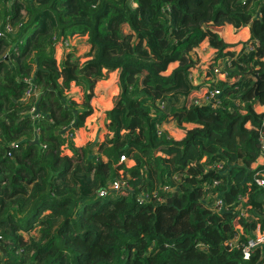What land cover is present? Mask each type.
I'll return each mask as SVG.
<instances>
[{
  "label": "trees",
  "instance_id": "16d2710c",
  "mask_svg": "<svg viewBox=\"0 0 264 264\" xmlns=\"http://www.w3.org/2000/svg\"><path fill=\"white\" fill-rule=\"evenodd\" d=\"M113 71L105 108L95 85ZM214 88L217 107L192 103ZM261 131L264 0H0V264H264V246L244 259L228 244L263 211ZM116 180L128 187L97 196Z\"/></svg>",
  "mask_w": 264,
  "mask_h": 264
},
{
  "label": "built area",
  "instance_id": "2783aa9c",
  "mask_svg": "<svg viewBox=\"0 0 264 264\" xmlns=\"http://www.w3.org/2000/svg\"><path fill=\"white\" fill-rule=\"evenodd\" d=\"M11 23L8 22L5 25V28L10 32L12 30L11 27ZM64 45L67 46L70 44L69 39L68 40H64L63 41ZM247 48L249 50L252 49L251 45H248ZM227 67H230L229 61L225 60V61H220L217 67H214V74H216L214 77L217 79L219 78V76H224L222 74H220L222 71H224V69H226ZM191 73L190 76H192V78H195L197 75H194ZM195 77H194V76ZM31 81V80H30ZM198 83H202V79L198 82ZM28 90L26 91V97L28 96H33L34 98L38 96L39 92L36 89V87L33 86H29L27 88ZM220 94L221 91L218 88H214L212 90H204L203 92L194 95L191 98V101L193 104H198V105H202V104H208L212 107H217L220 104ZM32 120H37L38 117L40 116V113L35 111L34 107H31L30 111H29ZM258 141L260 144V148L262 153H264V131L260 132V135L258 137ZM125 157L124 155L120 156V161H124ZM264 163H258L257 165H262ZM219 168L221 167V165H217ZM256 168V167H255ZM257 177H255V179L253 180L254 183L256 185H258L259 187H261L262 189H264V169L257 172L256 173ZM174 180H176V177H173ZM217 184V181H214L213 185ZM128 187V183L126 181H113L111 183H109L107 185V187H103L100 188L97 191V196L98 197H104L106 195H108V193L110 192H118L124 188ZM164 190H168L169 187L168 186H164L163 187ZM157 192L154 191L153 192V196H156ZM147 197V195H141L139 198V201H142L143 199H145ZM244 197H239V207H240V212H239V216H247L248 215V208L250 207L249 205H242L241 203L244 201ZM222 207H225V205L223 204L222 200L220 199V197H216L213 201L212 204V208L215 210H221ZM251 236L247 237V239L245 241H241V237L239 236V234H235L233 236L232 239H230L228 241V244L231 246H235L237 248H239L241 250L242 256L244 259H248L250 257V255L252 254V252L259 248V247H263L264 246V207H263V211L261 212L258 220L255 223V227L252 229L251 231Z\"/></svg>",
  "mask_w": 264,
  "mask_h": 264
},
{
  "label": "rangeland",
  "instance_id": "374dc122",
  "mask_svg": "<svg viewBox=\"0 0 264 264\" xmlns=\"http://www.w3.org/2000/svg\"><path fill=\"white\" fill-rule=\"evenodd\" d=\"M218 29H220V27H218ZM247 37H248V35L247 34H244L243 36H242V40H246L247 39ZM69 39V42H70V44H69V47H68V49H69V51H73L74 52V54H75V57H80L81 59V61H82V59L84 58V54L88 51V49H89V45H88V42H87V39H86V36H83V35H74V36H72V37H70V38H68ZM62 57V54L60 53V51L59 52H57V57ZM169 69H171V67L169 68ZM198 73V71L196 72V74ZM117 75H118V72L117 73H114V74H112V75H107V77H106V79H109L110 77V79H109V81H108V83L106 82V84L107 85H110L111 84V82L112 81H115L116 80V78H117ZM106 79H104V80H106ZM99 82V81H98ZM98 82H97V84H98ZM95 85V90L97 89V91H96V93H95V95H96V99H101V102L103 103V104H105V102L107 101V98L111 95L110 94V91H111V89L110 90H108L107 92H105V90H106V86H104V85H102V84H98V85H101V86H98V85ZM102 86H104V87H102ZM105 89V90H104ZM94 90V91H95ZM105 93H104V92ZM82 90L79 88V87H77V86H71L70 88H69V90L67 91V95L68 96H70V97H72L75 101H77V102H81L82 101ZM39 95V94H38ZM106 105V104H105ZM109 105V104H108ZM107 106V105H106ZM255 109H256V111H260V108H258L257 106L255 107ZM33 121H37V120H33ZM171 125V124H170ZM172 126V128H173V134H174V137L175 138H177V139H179V138H181L182 137V135H183V132L181 131V129H178V128H176L173 124L171 125ZM259 162H255V166L258 164ZM112 194H116V192L115 193H112ZM217 196H215V198H216ZM214 199V198H213Z\"/></svg>",
  "mask_w": 264,
  "mask_h": 264
},
{
  "label": "crops",
  "instance_id": "0c3cea01",
  "mask_svg": "<svg viewBox=\"0 0 264 264\" xmlns=\"http://www.w3.org/2000/svg\"><path fill=\"white\" fill-rule=\"evenodd\" d=\"M230 27L231 26H229V25H225L224 26V29H225V31H228L229 29H230ZM244 34H247V32L244 30L243 32H241L240 33V36L242 37ZM176 66V64L175 63H173V64H171V69L172 68H174ZM169 67V68H170ZM118 71H113V72H110L109 73V75H112V74H114V73H117ZM118 76V75H117ZM111 78V77H110ZM109 78V79H110ZM109 79H106V80H100L99 82H98V84H102V85H104V86H106L107 84H106V82L108 83V81H109ZM116 82H117V78H116V80L115 81H112L111 82V84L110 85H107L105 88H106V90H105V92H107L108 90H110L111 89V91H110V94L111 93H115L116 91H117V88H116ZM97 84V85H98ZM98 86H101V85H98ZM104 86H102V87H104ZM96 91H97V89L95 90V93H96ZM104 92V91H103ZM104 92V93H105ZM97 94V93H96ZM110 97H111V95L107 98V102H106V104H107V106L105 107V108H108L109 106H110ZM101 100V99H100ZM109 104V105H108ZM104 109V108H103ZM103 109H101V110H96L94 113H93V115L92 116H90L89 118H88V120H87V125L85 126V127H83L82 128V130H81V132H82V135L84 136V138H85V140L87 139V140H92L93 138H95L96 137V134H97V131L98 130H102L103 128H104V126H103V120L101 119L100 120V116H101V114H102V110ZM103 126V128H101ZM168 128H172V126L171 125H168L167 126ZM88 128H90V130H87ZM104 130V129H103ZM102 130V131H103ZM105 131V130H104ZM183 135H184V133H183ZM182 135V136H183Z\"/></svg>",
  "mask_w": 264,
  "mask_h": 264
},
{
  "label": "water",
  "instance_id": "95a60500",
  "mask_svg": "<svg viewBox=\"0 0 264 264\" xmlns=\"http://www.w3.org/2000/svg\"><path fill=\"white\" fill-rule=\"evenodd\" d=\"M255 77L257 78V80L254 83L256 85V91H255V93L257 94V87L260 84V79H259V77L256 74H255ZM208 175H212V172H209Z\"/></svg>",
  "mask_w": 264,
  "mask_h": 264
}]
</instances>
